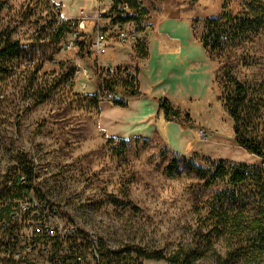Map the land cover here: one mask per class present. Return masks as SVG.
<instances>
[{
  "label": "rangeland",
  "instance_id": "374dc122",
  "mask_svg": "<svg viewBox=\"0 0 264 264\" xmlns=\"http://www.w3.org/2000/svg\"><path fill=\"white\" fill-rule=\"evenodd\" d=\"M42 7L41 0H0V32L6 27L22 26L13 37L33 57L31 62L14 60L9 72L0 73V170L3 164H16L21 151L28 153L32 164L47 166L48 171L40 179L42 194L56 200L63 212L84 228L97 231L111 250H127L133 245L148 251L163 250L170 255L180 248L191 247L196 254L194 264H264V252L250 259L234 257L236 252L222 239L206 243L195 235L201 227L204 231L210 228V202L213 190L220 187L205 189L203 181L190 173L182 159L180 176L168 175L164 169L173 159L174 151L167 148V154H162L166 145L161 137L147 142L132 139L124 154H116L98 124L100 104L106 100L96 95L98 82L107 78L102 68L111 53L99 56L90 48L94 35L90 22L81 31L79 41L87 44L83 51L64 46L70 37L68 33L58 43L37 41L36 23L47 16ZM29 8L34 22L22 23L21 14L29 12ZM144 8L146 13L139 29L146 42L143 31L153 30L165 15L189 17L192 22L195 17L228 14L258 16L257 23L250 25L244 35L213 52L211 58L216 62L215 78L227 62L237 78L249 85L253 102L245 131L248 136L264 141V2L145 0ZM196 31L201 33V23ZM129 55L134 64L137 58ZM51 56L55 61L49 59ZM78 62L87 66L88 76L77 74ZM36 65L41 70L34 76ZM69 72H73V85L62 80L63 74ZM33 78L30 93L36 87L49 89L53 83L59 84L44 103L24 112L31 102L25 99L24 88L33 83ZM84 82L88 83L87 88H82ZM226 90L215 79L208 97L190 101V112L185 110L195 119L203 120L196 130L206 142L190 152V158L201 166L208 164L206 157L259 165L261 158L255 159L254 154L234 140V120L220 99L222 93L227 94ZM42 122L45 125L38 131ZM113 197L122 202L130 200L137 211L115 203ZM126 255L135 264H172L164 259L140 257L134 251H127Z\"/></svg>",
  "mask_w": 264,
  "mask_h": 264
},
{
  "label": "trees",
  "instance_id": "16d2710c",
  "mask_svg": "<svg viewBox=\"0 0 264 264\" xmlns=\"http://www.w3.org/2000/svg\"><path fill=\"white\" fill-rule=\"evenodd\" d=\"M257 1L264 2V0ZM27 12L21 14L22 23L34 22L30 16L32 14V8H29V12ZM145 13L146 8L140 11L134 9V12L128 15L126 19L134 20L136 23L141 24ZM258 20L257 15L249 16L246 14H237L234 16L228 14V16L224 17H195L193 18L194 37L204 45L208 54L212 57L213 52L220 51L227 44L233 42L236 37L244 35L248 27L257 23ZM39 23L40 21L36 23V27ZM199 23L202 25V31L200 34H197L196 28ZM52 26L53 22L50 21L37 28L35 31L36 40L40 41L44 39L51 43H58L68 29L65 25H59L55 28V31H52ZM17 29V26L13 28L6 27L0 32V73L9 72L13 66L12 61L14 60H18L19 62H31L33 59L32 56L27 55V47L13 37ZM79 45L81 47L80 51L87 48L85 41H79ZM148 52V42L145 40L140 41L138 45V54L136 56L137 59L135 63L131 65L134 69V75L129 78L121 75L123 68L121 65L117 66L114 70L102 68L107 75L104 81L110 86L117 87L118 91H120L123 96L120 99L113 100L112 102L114 104L125 107L128 105V98L138 97L143 94L138 87V73L140 70L139 60L146 58ZM49 59L54 60L53 56ZM29 67L26 66L25 68ZM219 69H221V72L218 73L215 79L220 82L224 92L225 88H227V94L225 95L222 93L220 99L228 115L234 120V140L240 147L264 159V141L248 136L245 131L247 125L246 121L250 113V106L253 102L250 87L237 78L227 62ZM40 70V65L34 66V76L37 75ZM72 74L73 72L63 74L62 80L64 79L63 81L67 84L69 80H71ZM34 80L33 78L32 82ZM33 84L34 82L26 85L24 88L25 99L31 101L24 109V112L44 103L58 87L59 82L53 83L49 89H44L43 87L33 88V92L30 93V88ZM154 99L158 102L159 108L164 112L165 118L168 121L177 122L183 129L201 128V126L193 120L189 112L181 110L174 105L170 99L166 97H155ZM44 123L45 122H42L39 125L38 131L44 127ZM20 127L21 124L18 123L17 129H20ZM131 140L132 139L108 136L107 142L113 147L116 154L122 155L128 149ZM133 140L136 142L139 140L147 142L150 139L136 137L133 138ZM167 148L169 149V147L166 146L162 153L163 155L167 154ZM180 159L189 166L190 173H194L203 181L202 186L205 189L213 190L214 187H220L219 190H213V198L210 202L209 209L212 220L210 228L204 231L203 227H201L197 230L195 235L203 239L206 243H211L214 238L222 239L236 252L234 257L248 256L250 259V257L257 256L256 253H263L264 169L260 164L257 165L229 159L206 157L205 159L208 164L206 166H201L195 164L193 158L174 151L173 159L164 169L168 175L180 176ZM15 163L26 164V168L29 164H32V161L28 153L21 151L17 154ZM37 191L40 195L47 196L44 193L42 194L40 182L39 185H37ZM196 191L199 193L198 190ZM112 201L117 204L129 206L134 211L138 209L130 200L122 202L113 197ZM101 243L104 264H135L133 260L126 255L127 251H134L138 256L148 259H164L172 264H194L196 260V254L191 247L187 249L180 248L172 254L167 255L163 250L148 251L145 248L133 245H130L127 250L114 251L107 247L102 237Z\"/></svg>",
  "mask_w": 264,
  "mask_h": 264
},
{
  "label": "built area",
  "instance_id": "2783aa9c",
  "mask_svg": "<svg viewBox=\"0 0 264 264\" xmlns=\"http://www.w3.org/2000/svg\"><path fill=\"white\" fill-rule=\"evenodd\" d=\"M46 18L39 25L52 21V31L65 25L68 49L81 50V31L88 26V14L80 10L77 17L66 16L62 6L41 0ZM145 0H97V13L91 16L94 35L90 48L106 56L116 47L129 49L136 57L142 41V30L134 20L126 19L135 10H142ZM22 26H18V31ZM55 61V60H53ZM77 74L89 75L87 66L78 62ZM132 64L122 65L121 75H134ZM104 68H112L107 61ZM73 79L66 85H73ZM84 82L82 88H87ZM97 97L106 101L122 98L117 87L104 79L98 82ZM1 165V164H0ZM28 165V164H27ZM41 164H3L0 170V264H104L101 236L68 217L60 204L37 191L42 175L48 171ZM260 166L264 169V159Z\"/></svg>",
  "mask_w": 264,
  "mask_h": 264
},
{
  "label": "crops",
  "instance_id": "0c3cea01",
  "mask_svg": "<svg viewBox=\"0 0 264 264\" xmlns=\"http://www.w3.org/2000/svg\"><path fill=\"white\" fill-rule=\"evenodd\" d=\"M50 1L60 4L66 16L77 17L80 10H84L89 15L88 23H92L91 16L97 13V0ZM143 33L149 48L148 56L140 60L138 73V87L143 94L128 98L125 107L110 101L101 102L98 124L108 136L116 138L159 136L170 149L190 157V152L206 142L198 130L183 129L177 122L168 121L154 98L166 97L181 110L190 112V101L205 100L211 92L216 62L195 39L189 17L165 15L157 25L155 23L153 30L146 29ZM119 50L111 51L108 59L111 67L132 64L130 50ZM191 117L203 124L202 119H195L192 114ZM193 141L196 145H190Z\"/></svg>",
  "mask_w": 264,
  "mask_h": 264
}]
</instances>
